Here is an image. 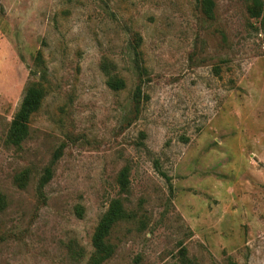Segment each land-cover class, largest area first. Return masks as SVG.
<instances>
[{
    "label": "rangeland",
    "instance_id": "obj_1",
    "mask_svg": "<svg viewBox=\"0 0 264 264\" xmlns=\"http://www.w3.org/2000/svg\"><path fill=\"white\" fill-rule=\"evenodd\" d=\"M212 2L0 0V264H86L114 197L99 264H264V0Z\"/></svg>",
    "mask_w": 264,
    "mask_h": 264
},
{
    "label": "trees",
    "instance_id": "obj_2",
    "mask_svg": "<svg viewBox=\"0 0 264 264\" xmlns=\"http://www.w3.org/2000/svg\"><path fill=\"white\" fill-rule=\"evenodd\" d=\"M249 11L258 16L262 6L261 0H248ZM202 7L205 13H211L212 0H201ZM108 85L116 90L123 88L125 81L123 78L118 77L116 74H111L107 81ZM38 81H29L25 86L22 99L15 111L13 118L10 122L7 142L13 145H19L28 133V122L30 115L35 112L41 104L44 96V90L39 86ZM138 89V88H137ZM139 91V90H138ZM136 104L139 101L138 96H135ZM58 156L54 154V158ZM51 177V168L46 167L41 177L40 184H44ZM117 184L121 192L127 191L129 188V167L123 166L117 175ZM4 206L3 197L0 195V209ZM136 219V212L128 210L124 202L119 197L110 199L106 210L101 214L97 225L91 237V244L93 250L87 260L86 264H99L104 258H107L111 252L112 246L109 236L115 226L120 222H127ZM180 261L181 264H189V259L186 255L184 247L180 248Z\"/></svg>",
    "mask_w": 264,
    "mask_h": 264
}]
</instances>
